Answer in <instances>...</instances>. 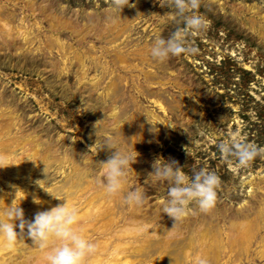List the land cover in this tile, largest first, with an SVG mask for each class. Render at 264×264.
I'll return each instance as SVG.
<instances>
[{
  "label": "rangeland",
  "instance_id": "374dc122",
  "mask_svg": "<svg viewBox=\"0 0 264 264\" xmlns=\"http://www.w3.org/2000/svg\"><path fill=\"white\" fill-rule=\"evenodd\" d=\"M125 3L0 0V205L9 183L12 199L37 198L44 209L67 198L79 213L88 205L102 212L106 199L104 217L80 223L89 239L102 235L100 219L112 215L108 224L123 226L138 210L158 235L145 237L129 264H190L197 252L208 264H264V153L241 167L216 148L229 136L264 146V0H199L195 11L206 25L187 36L196 51L163 61L149 48L155 34L176 27L171 9L159 0ZM106 137L137 155L124 190L143 188L138 207L124 204L123 193L106 197L94 182L99 162L114 151ZM158 157L189 174L215 171V204L202 212L190 203L170 229L174 220L157 203L167 183H144ZM236 220L247 226L231 235ZM162 229L174 233L168 250ZM111 235L99 237L102 247ZM16 244L0 258L34 262L43 250L27 235Z\"/></svg>",
  "mask_w": 264,
  "mask_h": 264
},
{
  "label": "clouds",
  "instance_id": "9594fccd",
  "mask_svg": "<svg viewBox=\"0 0 264 264\" xmlns=\"http://www.w3.org/2000/svg\"><path fill=\"white\" fill-rule=\"evenodd\" d=\"M115 2L119 3V0ZM159 3L166 4L171 9L166 14L175 22L176 27L167 36H153L149 48L150 56L163 61L170 56L194 53L196 49L190 46L187 36L196 34L206 25L205 19L195 11L199 7V0H159ZM145 115L152 125L148 115ZM166 125L175 127L171 122ZM149 130L154 132L153 127ZM104 145L114 151L109 158L99 162L94 182L101 187L106 197L111 198L123 193L121 199L124 204L132 207L142 205L145 198L142 187L124 190L127 169L131 167V162L137 155L133 156L129 151L114 147L111 137L105 138ZM216 148L221 157H233L241 167H246L255 157L264 153V146H258L237 136L219 140ZM45 168L43 171L46 173ZM152 168L144 183H167L166 199L158 200L157 203L161 205L162 213L174 220L170 229L186 214L190 203H194L202 212L208 211L215 204L220 183L215 171L201 166L191 169L189 174L176 160L162 157L153 161ZM39 181L36 183L44 187ZM19 202H16L14 197L10 203L4 202L0 205V245L11 248L26 230V235L32 243L45 250L43 264H83L84 258L95 252L96 242L87 238L79 228L82 217L74 206L69 205L67 198L62 204L35 212L31 220L24 218V211L19 207ZM34 202L39 201L34 198ZM136 227L137 230L142 228L139 224H136ZM168 235L174 233L170 231ZM190 264H208V261L197 252L191 256Z\"/></svg>",
  "mask_w": 264,
  "mask_h": 264
},
{
  "label": "bare ground",
  "instance_id": "6f19581e",
  "mask_svg": "<svg viewBox=\"0 0 264 264\" xmlns=\"http://www.w3.org/2000/svg\"><path fill=\"white\" fill-rule=\"evenodd\" d=\"M4 173H5V170L1 166L0 178H2V174L4 176ZM30 180H31L30 178L27 179V181H30ZM7 183H9V182H7ZM9 184H11V185L7 188V193H6L7 196H6V198L2 199L1 205H3L4 202L10 203L12 201V196L10 195V193L8 191H10V189H11L10 187H12L13 184L12 183H9ZM69 185L71 186V184H69ZM72 193H74V192H72ZM99 198H100V194H98V198H97V195H94V198H91V202L89 204H91L92 201L95 202V200H97ZM19 200H16V202H19ZM102 201H103V204H102L103 205V209H102L103 211L98 212V210L101 207L91 208L90 205H88L87 208H85V210L82 213H79L82 217V221L85 220L86 218L89 219L91 217H92V219H97L98 215L101 217L102 216L104 217V215H105L104 213L106 211L105 209L108 208V204L106 205L108 200L104 199ZM62 203H63V201H61L58 204H62ZM43 204L45 205L46 202H44ZM19 207H21L23 209L24 218L27 220H31V218L35 212H37L39 210H45L43 208V206H41V205H39V204L35 203L34 201L29 200V199L26 200V202L24 201V199H21L19 202ZM110 218L112 219L113 216L109 215L108 219L107 218L100 219V226H101L100 232L102 233V235H100V236H105V234H108L109 232L112 233L111 238L113 240H112L111 244L114 246L113 250L109 248L111 245V244H109V242H105L104 246L103 247L101 246V244L104 243L103 240H105V239H102V241H101L99 239V237H100L99 235L97 237L96 236L92 237L90 239H92L96 242L97 247H96V250L94 253H92V254H90L84 258L83 264H121V262H124L125 264L126 263L129 264V261H128L130 259L129 253L138 254V253L143 252L145 250L143 248V246L148 242L145 237L153 236V234H155L156 236L158 235V233L156 231L151 232V231H153V229L146 228L147 224L144 225V222H146V221L143 220L142 218L138 217V210L132 211V213L128 217V223L123 224V226H116L115 224H113V226H114L113 227L112 225H109L108 223H109ZM133 222H136V224L141 225L142 228L140 230H137L136 224H134ZM246 226H247L246 220H243L241 223H239V221L236 220L234 222H231L228 225V229H229L228 231H230L229 233L231 235H237V234H240L243 231L242 229H245ZM79 228L82 231H86V228L84 226H82L81 224H79ZM17 231H19V230L17 229ZM159 233L161 235H163L165 238L163 240L164 249L168 250L170 247L171 241H173L174 236H169L168 235L169 231H165V229L159 230ZM25 235H26V230H25V233L23 234V236H25ZM229 240L231 241V238H229ZM161 243H162V241L159 243V245H161ZM15 245H17V244L15 243ZM234 245H235V243H234ZM4 249L6 252L9 249V247H6L4 245H0V253H2L3 252L2 250H4ZM10 251H11V249L8 252H10ZM44 251L45 250L43 249L42 252H40L37 255V258H36L37 261H34V262L30 260L31 255L25 256L22 261L14 260L13 255H6V256L2 255V257L0 258V263H2V264H27L28 262H31V264H43V253H44ZM157 256L161 257V254H158ZM171 258H174V256H171ZM131 262H134V261H131Z\"/></svg>",
  "mask_w": 264,
  "mask_h": 264
}]
</instances>
